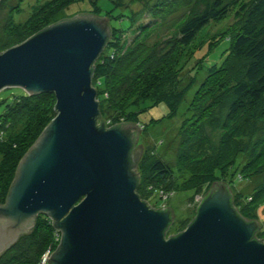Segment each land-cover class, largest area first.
I'll list each match as a JSON object with an SVG mask.
<instances>
[{
	"label": "water",
	"instance_id": "obj_1",
	"mask_svg": "<svg viewBox=\"0 0 264 264\" xmlns=\"http://www.w3.org/2000/svg\"><path fill=\"white\" fill-rule=\"evenodd\" d=\"M108 20L78 13L0 51V91L53 94L56 112L0 204V255L44 215L60 233L47 264H264V241L252 238L258 223L237 214L225 184L168 238L171 208L155 210L138 196L136 127L96 123L92 67L111 35Z\"/></svg>",
	"mask_w": 264,
	"mask_h": 264
},
{
	"label": "trees",
	"instance_id": "obj_2",
	"mask_svg": "<svg viewBox=\"0 0 264 264\" xmlns=\"http://www.w3.org/2000/svg\"><path fill=\"white\" fill-rule=\"evenodd\" d=\"M110 1L113 4L112 0ZM160 3V0L156 2L154 0H135L130 6L125 5V3L121 7L113 5V9L105 13L111 12L115 16L113 19L115 26L110 21L107 22L111 34L113 30L125 32L130 28L131 19L136 13L142 11L153 13V10L157 9ZM231 12L233 13L234 25L227 31L226 37L222 41L227 47V54L222 65L199 82V85L194 84L197 85L194 95L200 99L197 103H202L206 98L209 99L203 107L201 116H196V119L190 121L180 132L176 166L177 169L188 175L182 191L188 189L193 194L197 186L204 188V194L196 203L194 216L188 225L194 220L200 202L211 191L215 190L217 184L227 186L231 194V203L241 218L247 222L256 221L243 212L241 206L236 202V196L230 190L228 183L235 178L238 181L241 180L240 173L238 171L234 173L230 181L225 177L228 168L232 170L236 167L234 164L236 154L240 151L243 152L245 147L249 146L244 142V138L257 133L258 119L261 114L264 115V0H196L188 12L169 22L166 30L170 34V42L174 40L176 46L187 47L195 40L201 29L211 23L224 20ZM159 30L160 27L156 20L142 25L126 48L125 41L116 43L109 37L103 50L93 63L92 85L96 88L99 103V116L96 118V123L102 124L106 128L123 123L132 124L136 127L133 146L130 150L131 161L134 163L135 172L140 174L141 169L145 178L151 182V192L150 190L149 192L161 200L163 188L174 190L177 185L174 169L153 153L143 157V151L140 149L135 152L140 137L138 128L141 123L137 118V112L128 111L127 108L124 112L125 116L121 120L118 117L103 118L100 110L104 102H108L110 105H121L125 101V81H127L125 69L127 70L128 65H130V62L126 61L127 57L132 54L134 47L148 45L150 41H155L153 44L155 47L156 44H160L159 41L164 40L162 37L164 33L161 35ZM18 32L22 33L21 26L18 27ZM122 43L123 45H121ZM117 47H120L118 53H116ZM102 56H105V59L103 58L98 63ZM147 59V57L139 58L138 60L141 62L133 65L129 71L139 67L144 68L145 71L150 70L153 73L150 82L157 83L159 75L160 83L164 85L162 62L154 59L148 66L144 67ZM97 67L100 69L99 72ZM209 69L206 67L203 71ZM142 72L144 71L142 70ZM170 78L168 76L167 82ZM134 79L138 82L143 79V76L136 74ZM182 82L184 80L177 75L173 86L178 88ZM160 83L157 91L161 92V101L166 99L169 105H173L174 109L171 112L174 113L180 102L178 98L181 95L174 102L168 98V92L161 91L162 85ZM184 86L188 85L185 84ZM188 87V91L192 89V86ZM178 93L180 94L179 91ZM54 103L53 94L27 95L23 91L22 95L13 96L12 102L0 115L3 117V127L14 125L19 119L26 120L18 139L0 144V200H5L8 194L19 161L55 116ZM213 124L218 125L222 131L217 146L212 144L205 132V127ZM139 176L136 192L141 200L149 205V197L146 200L142 198L140 193ZM154 209L162 210L160 208ZM164 210H169L173 216L171 209L164 208ZM171 223L165 229V233ZM258 230L259 226L252 238L263 241ZM58 234L59 231L52 226L51 220L47 216H37L32 229L22 234L10 247L9 250L13 254L1 264H39V260L45 251L55 249L58 243Z\"/></svg>",
	"mask_w": 264,
	"mask_h": 264
},
{
	"label": "rangeland",
	"instance_id": "obj_3",
	"mask_svg": "<svg viewBox=\"0 0 264 264\" xmlns=\"http://www.w3.org/2000/svg\"><path fill=\"white\" fill-rule=\"evenodd\" d=\"M154 1L156 2L157 0ZM160 1L159 7L154 9L153 13L146 11L136 13L131 19L130 28L125 32L112 31L110 39L116 43L122 40L125 41L126 48L134 39L135 34L139 32L142 25L156 20L160 27L159 32L161 35L164 33L162 36L164 40L159 41L160 44H156V47L153 46L155 41H150L148 45L136 47L137 49L134 47L132 54L126 60L130 62V65H128L127 70L125 69V77L127 78V81H125V101L121 105H110L108 102H104L100 110L103 118L118 117L121 120H123V116H125L124 112L127 108L128 111L137 112V118L141 122L138 144L140 142L143 144L142 156L147 157L153 153L174 169V178L177 185L174 190L163 188L161 200L150 193L151 182L145 178L141 169L140 174H138V176L140 175L141 184L140 193L142 194V198L146 200L149 197L150 207L158 209L169 206L172 209L174 215L173 221L165 233V237L168 238L170 234H177L181 230L186 229L188 222L194 216L196 203L200 201V198L204 194L203 186H197L195 190L193 189V194L188 189L182 191L188 175L177 169L176 166L180 132L183 127L193 119H196V116L200 117L203 112V107L209 98H206L202 103H197L200 99L195 97L194 90L199 85V82L222 65L227 54L226 44L222 41L225 39L227 31L234 25V19L233 13L231 12L224 20L211 23L201 29L195 40L189 46H176L174 40L170 42V34L166 30V26L178 16L188 12L196 0ZM112 2L113 4L110 0H0V51H5V49L11 46L23 42L27 37H30L47 25L62 19L72 18L78 13L107 17L109 18L108 22L110 21L115 26V21L113 20L115 16L111 12L108 14L105 13L111 11L113 5L115 7H121L125 3V5L130 6L135 0H112ZM19 26L22 27V33L18 32ZM120 47H117L116 53H118ZM104 57H100L98 63ZM145 57L148 59L143 65L144 67L148 66L154 59L162 62V76L165 80L164 85L160 83L159 75L157 77V83L150 82V78L153 75L150 70L145 71L144 68L139 67L136 70L131 69L129 71L133 65L141 62V60H138L139 58ZM207 61L209 63H206ZM202 63L203 65H201ZM213 63L214 65H212ZM206 67L210 69L203 71ZM97 71H100L99 67H97ZM136 74L143 76V79L137 82L134 79ZM177 75L181 76L184 80L178 88L173 86ZM168 76L171 78L167 82ZM159 83L162 85L161 91L168 92V98L174 102L181 95L178 98L180 102L174 113L171 112L174 109L173 105H169L166 99L165 101H161V92L157 91ZM185 84L192 86V89L188 91L189 87L184 86ZM22 93L23 90L20 88H6L1 90L0 115L4 112L7 105L12 102L13 96H20ZM2 120L3 117L1 116L0 144L18 139L26 124V120L19 119L16 124L6 125L4 127ZM205 132L212 144L217 146L222 133L219 126H215L214 124L208 125L205 127ZM244 142L249 144L250 147L246 146L243 152L240 151L236 154L234 162L236 167L232 170L228 168L225 178H228V181H230L234 173L237 171L240 173L241 180L239 179L238 181L235 178L232 182L228 183L230 184V190L236 196V202L241 206L243 212L249 218L256 220L259 226L258 232L264 241L263 114L260 115L257 122V133L251 137H245ZM4 201L0 200V204H3ZM9 249L10 247L0 255V264L13 254Z\"/></svg>",
	"mask_w": 264,
	"mask_h": 264
},
{
	"label": "built area",
	"instance_id": "obj_4",
	"mask_svg": "<svg viewBox=\"0 0 264 264\" xmlns=\"http://www.w3.org/2000/svg\"><path fill=\"white\" fill-rule=\"evenodd\" d=\"M57 240H58V243H59V240H60V233L58 234ZM58 243H57V245H58ZM57 245H56V247H57ZM56 247H55V249H56ZM55 249H53V250L48 249L47 251H45V252L42 254V256H41V258H40V260H39V264H47V259H48L49 255H50Z\"/></svg>",
	"mask_w": 264,
	"mask_h": 264
}]
</instances>
